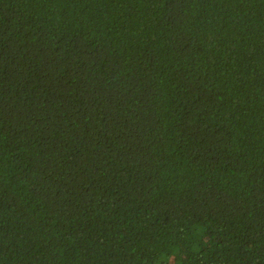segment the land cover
Listing matches in <instances>:
<instances>
[{
	"label": "trees",
	"instance_id": "16d2710c",
	"mask_svg": "<svg viewBox=\"0 0 264 264\" xmlns=\"http://www.w3.org/2000/svg\"><path fill=\"white\" fill-rule=\"evenodd\" d=\"M0 264H264V0H0Z\"/></svg>",
	"mask_w": 264,
	"mask_h": 264
}]
</instances>
